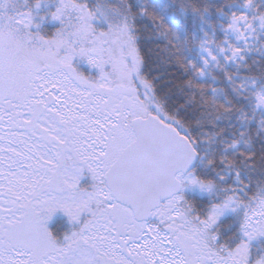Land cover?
<instances>
[{"label": "snow or ice", "instance_id": "obj_1", "mask_svg": "<svg viewBox=\"0 0 264 264\" xmlns=\"http://www.w3.org/2000/svg\"><path fill=\"white\" fill-rule=\"evenodd\" d=\"M0 264H264V0H0Z\"/></svg>", "mask_w": 264, "mask_h": 264}, {"label": "rangeland", "instance_id": "obj_2", "mask_svg": "<svg viewBox=\"0 0 264 264\" xmlns=\"http://www.w3.org/2000/svg\"><path fill=\"white\" fill-rule=\"evenodd\" d=\"M59 219H60V221H61L62 223H64V222L66 221V218L63 217V216H60ZM64 226L67 227V224L64 223Z\"/></svg>", "mask_w": 264, "mask_h": 264}]
</instances>
